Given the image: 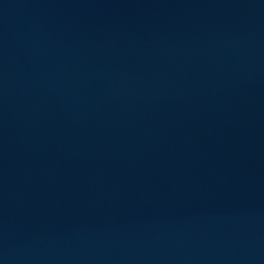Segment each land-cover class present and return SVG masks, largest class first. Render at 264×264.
I'll list each match as a JSON object with an SVG mask.
<instances>
[{
    "label": "water",
    "instance_id": "95a60500",
    "mask_svg": "<svg viewBox=\"0 0 264 264\" xmlns=\"http://www.w3.org/2000/svg\"><path fill=\"white\" fill-rule=\"evenodd\" d=\"M0 264H264V0H0Z\"/></svg>",
    "mask_w": 264,
    "mask_h": 264
}]
</instances>
